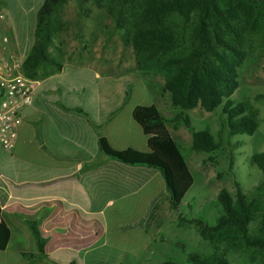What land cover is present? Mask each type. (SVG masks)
I'll list each match as a JSON object with an SVG mask.
<instances>
[{"label": "trees", "instance_id": "1", "mask_svg": "<svg viewBox=\"0 0 264 264\" xmlns=\"http://www.w3.org/2000/svg\"><path fill=\"white\" fill-rule=\"evenodd\" d=\"M67 1L42 0L35 9L32 43L20 65L23 77L39 81L60 71L61 62L52 53L58 54L54 41L65 29L58 13ZM91 3L104 10L121 44L130 47L135 72L160 78V94L166 95L174 111L173 117L166 120L153 106L133 108L131 118L146 136V152L114 150L103 138L97 140L99 151L111 160L143 167L160 176L164 195L146 217L143 232L147 234L159 230L167 210L178 208L193 181L180 146L166 129L167 124L172 129L182 125L191 137L189 150L209 154L206 162L213 161L210 154L223 151L221 143L205 131H194L186 111L198 108L211 112L219 108L223 117L219 133L228 137L251 136L257 129L255 112L246 103H233L230 97L238 87L240 67L245 62L264 61V0H91ZM231 156L229 153L227 157L228 170L232 168ZM250 163L260 171L262 180L249 193L242 192L236 183L231 195L219 190L214 200L218 215L213 225L188 220L183 215L177 217L179 227L193 226L209 253L186 251L182 243L174 242L185 254L184 261L168 258L162 264H236L235 260L239 264H264V151L252 154ZM174 178L184 184L178 193L173 187ZM23 223L34 247L32 252L12 236L0 210V252L13 251L27 264H59L46 256L45 240L33 219L27 217Z\"/></svg>", "mask_w": 264, "mask_h": 264}, {"label": "crops", "instance_id": "2", "mask_svg": "<svg viewBox=\"0 0 264 264\" xmlns=\"http://www.w3.org/2000/svg\"><path fill=\"white\" fill-rule=\"evenodd\" d=\"M0 6V15L9 20V26L7 19L0 21V39L7 40L0 41V62L20 66L32 43V27L27 34L14 30L15 10L5 11L2 0ZM58 44L55 42L58 54L52 56L61 62L60 71L36 81L30 104L20 112L12 150L0 148V210L24 249L34 250L23 223L31 217L45 240L44 251L50 260L83 264L82 258L90 251L95 250L101 259L116 249L107 238L109 232L119 238L139 231L146 236L144 222L164 190L156 172L111 160L97 146L101 137L114 150L147 151L146 136L131 112L135 106L152 104L134 105L129 110L130 127L122 132L119 126L122 106L131 94L128 83L141 87L145 83H123L119 64L116 69L115 64L88 65L81 55L68 59L64 45ZM16 72L21 73L20 67ZM4 77H10V72ZM156 181L158 190L154 193ZM146 189L153 190L147 212L129 226L116 223L109 229L101 209H91L119 207ZM0 264L27 263L15 252L4 250Z\"/></svg>", "mask_w": 264, "mask_h": 264}, {"label": "rangeland", "instance_id": "3", "mask_svg": "<svg viewBox=\"0 0 264 264\" xmlns=\"http://www.w3.org/2000/svg\"><path fill=\"white\" fill-rule=\"evenodd\" d=\"M2 1L6 4L5 11L11 13L15 10L14 30L20 29L27 34L33 26L34 12L32 11L41 4L42 0ZM23 12H25L24 16H22ZM58 14L65 29L58 34L55 42H60L58 45H64L62 49L68 59L81 55L82 61L88 65L115 64L116 69L119 64L123 83L133 81L145 83L144 87L128 83L131 94L122 106L121 124H119L122 132L130 127L129 110L136 104H152L164 119L173 117L174 111L168 105L166 95L160 94L162 84L160 78L141 76L135 72L130 47L121 44L112 22L101 7L92 4L91 0H68ZM6 19L4 16V21ZM8 22L7 19L6 23ZM7 25L9 26V23ZM237 80L238 87L230 100L233 103H246L255 112L257 121L255 132L251 136L228 137L224 132L219 133L220 122L223 119L219 108L211 112H204L198 108L186 111L185 114L189 117L194 131H205L215 141L221 143L223 151L210 154L213 161L206 162L205 159L209 154L189 150L191 137L182 125L172 129L171 125L167 124L166 129L170 137L180 146L189 176L193 180L191 186L186 188L178 208L174 211L167 210L159 230H151L146 236L139 231L137 235L130 234L119 238L109 232L107 238L115 243L116 246L112 247L116 249H111V253L102 256L101 259L96 256L95 250L90 251L82 258L83 264H162L164 259L168 258L184 261L185 254L173 245L174 242L182 243L186 251L202 255L209 253L208 246L197 236L192 225L185 224L179 227L178 215H183L188 220H201L208 225H213L218 215L214 200L219 190H226L231 195L236 183L242 192L249 193L252 187L262 180L260 171L250 163V157L254 153L264 151V61L257 60L252 64L245 62L238 70ZM83 84L81 83L85 86ZM258 97H261V100ZM229 153L232 155L230 170L227 169ZM159 185L164 188L162 180ZM154 187V193H156L157 181ZM173 187L175 193H178L180 188L184 189V184L174 178ZM150 190L146 189L132 200L122 202L119 207L91 209H101V216H105L109 229L116 223L122 224L123 227L129 226L130 223L133 224L144 218L149 196L153 191ZM232 258L237 259L236 256ZM235 262L239 264V261L235 260Z\"/></svg>", "mask_w": 264, "mask_h": 264}, {"label": "built area", "instance_id": "4", "mask_svg": "<svg viewBox=\"0 0 264 264\" xmlns=\"http://www.w3.org/2000/svg\"><path fill=\"white\" fill-rule=\"evenodd\" d=\"M0 21H4L3 15H0ZM0 41L5 43L6 37ZM19 67L10 61L0 62V148L5 151L12 150L14 146L20 112L30 104L36 84L21 73H15ZM8 72L10 77H4Z\"/></svg>", "mask_w": 264, "mask_h": 264}]
</instances>
